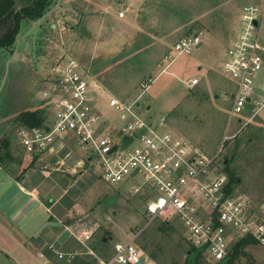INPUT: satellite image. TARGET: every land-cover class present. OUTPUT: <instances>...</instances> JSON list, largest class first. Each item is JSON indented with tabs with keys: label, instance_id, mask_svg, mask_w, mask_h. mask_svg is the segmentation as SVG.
I'll return each instance as SVG.
<instances>
[{
	"label": "rangeland",
	"instance_id": "1",
	"mask_svg": "<svg viewBox=\"0 0 264 264\" xmlns=\"http://www.w3.org/2000/svg\"><path fill=\"white\" fill-rule=\"evenodd\" d=\"M30 1L17 0L16 7ZM140 1L132 7L129 0H53L40 21L21 25L15 61H10L15 46L12 51H0V142L7 139L13 158L26 166L18 178L25 175L30 184L38 185L37 195L45 202L50 200L54 213L65 215L70 232L73 256L59 259L56 253L61 247L51 239L42 255L46 264H99L110 258L116 241H134L141 250L139 264H187L186 250L192 247L177 221L165 222L174 231L164 233L159 230L163 221L142 215L148 197L130 191L131 185L145 188L140 177L106 184L85 160L88 151L71 143L34 160L19 147L15 119L28 110L42 111L46 119L48 111L40 92L56 60L70 58L113 97L136 100L142 118L155 124L163 118L162 132L206 155H217L218 169L224 174L227 165L238 178L237 190L256 201L264 200V118L247 125H243L246 117L240 123L231 118L235 83L221 70L227 48L239 30L242 8L256 6L264 12V0ZM119 12L124 13L122 18ZM259 24L264 47L261 13ZM189 36H199L200 46L175 59L173 45ZM193 79L198 82L191 87ZM18 165L10 166L16 175L21 169ZM2 178L3 170L0 184ZM8 183L0 186L1 203H8L13 195L22 201L25 196L15 187L9 190ZM16 205L11 201L9 211ZM20 207L14 216L26 212ZM23 217L19 227L26 236L46 218L37 211ZM83 229L91 231L90 240L75 239ZM35 246L16 229L7 232L0 228V249L7 255L0 254V264H43L33 251ZM244 251L246 256L235 264H262L258 246L248 245Z\"/></svg>",
	"mask_w": 264,
	"mask_h": 264
},
{
	"label": "built area",
	"instance_id": "2",
	"mask_svg": "<svg viewBox=\"0 0 264 264\" xmlns=\"http://www.w3.org/2000/svg\"><path fill=\"white\" fill-rule=\"evenodd\" d=\"M260 13L262 20L264 12L256 6L242 8L239 30L221 63L222 72L235 83L230 116L237 123L246 117L243 125L264 118ZM123 16L118 13L119 18ZM200 44L199 36L179 39L173 45L174 58L190 54ZM47 78L40 93L49 118L40 127L20 126L16 132V141L26 155L37 157L72 143L88 151L85 160L104 183H126L140 177L145 188L131 185L130 191L148 197L142 215L150 220L177 221L191 246L201 250L208 262L224 261L233 244L249 238L260 248L264 264V200L256 201L236 188L229 190L225 174L217 167V155H206L162 132L163 118L156 124L142 118L136 100L113 97L70 58L56 60ZM197 82L193 79L190 86ZM105 107L109 108L106 116ZM91 235L83 229L75 239L86 241ZM56 255L59 259L73 256ZM140 260L141 250L134 241H116L110 258L98 263L139 264Z\"/></svg>",
	"mask_w": 264,
	"mask_h": 264
},
{
	"label": "trees",
	"instance_id": "3",
	"mask_svg": "<svg viewBox=\"0 0 264 264\" xmlns=\"http://www.w3.org/2000/svg\"><path fill=\"white\" fill-rule=\"evenodd\" d=\"M53 0H31L28 5L17 8V0H0V51H12L15 46V41L19 35L21 25L24 22L40 21ZM103 85V84H102ZM104 86V85H103ZM45 121V116L42 111H23L20 112L15 124L17 127H40ZM37 157H33V160ZM17 163L9 148V141L3 139L0 142V167L9 173L12 171L11 165ZM224 174L227 176V188L233 190L239 185L238 178L235 177L234 172L226 165L224 167ZM159 230L162 232H172L174 229L165 222H162ZM255 241L251 239H241L232 245L230 253L224 261L216 264H235L241 256H246L244 249L248 245H255ZM143 251L147 252L146 249ZM188 254L187 264H208L205 262L201 250L190 247L186 250Z\"/></svg>",
	"mask_w": 264,
	"mask_h": 264
},
{
	"label": "crops",
	"instance_id": "4",
	"mask_svg": "<svg viewBox=\"0 0 264 264\" xmlns=\"http://www.w3.org/2000/svg\"><path fill=\"white\" fill-rule=\"evenodd\" d=\"M131 2V6H136V4H138L139 2H141L140 0H129ZM71 1L68 2H58L57 5L59 6H64L65 4H69ZM126 2V0H125ZM119 3H121V1H119ZM131 6H127V7H131ZM72 144V143H71ZM21 165V169L19 171V173L16 175L15 171H13L14 173H9L7 171H5L4 169H2L0 167V172L1 170L4 171V176L5 178H2V183L0 184V186L4 185L7 182L13 181L11 184L8 183L7 187H9V190L12 189L13 187L17 188V190L19 191V193L23 196H25L24 198H22V201H19V197H15V195L9 197L8 199V203L7 201H5L4 204L1 203L0 200V228L6 230L8 232L9 229L14 228L17 231H19L21 233V235L23 236V238H25L26 240H33V243L36 244V246L34 247L33 251H35L36 255L38 256V259L40 260L41 263L46 264L47 260L46 258L42 257V255L44 254V252H46V247L45 245L47 244V242L51 239L55 240L57 242L58 237L63 233V231H68L69 232V228L66 226L67 224H65V221L63 219V213L61 212H57L54 213L52 209V207H50V200L46 201L44 200V198H41L37 195V190L36 188L38 187V185H34V183H29L26 180V176L22 175L20 178H18L19 174L22 172L23 168H25L26 166H22ZM18 165V166H20ZM15 174V175H14ZM7 178V179H6ZM10 180V181H8ZM11 187V188H10ZM4 200V198H2V201ZM11 201H13V203H17L15 209L14 207L12 208V211H9L10 206H11ZM25 208L26 212L23 211H19V213L17 215H13V213L19 208V207ZM20 207V208H21ZM35 208V210H34ZM21 210V209H20ZM34 211L39 212V214L41 215H45L46 218H43L39 221V223L37 225H35V228L32 230L33 232L40 226H42L44 223L46 222H54L53 218L56 219V223H59L60 226L59 227H46L42 232H40L38 235L36 233H29L28 236H26L25 234H23V230L19 227L20 225V221L24 218V214L27 215L29 213H33ZM42 212H44V214H42ZM58 213V214H57ZM13 215V216H12ZM39 227V228H40ZM38 231V230H37ZM68 238V239H67ZM65 239V241L63 243H58V245H60L59 247H61V249H58L57 253H62V254H69L72 253L71 252V247H69L70 245V232H69V236ZM69 241V242H68ZM112 250V248H111ZM0 254L5 255V257L7 256L5 253L2 252V249H0Z\"/></svg>",
	"mask_w": 264,
	"mask_h": 264
},
{
	"label": "water",
	"instance_id": "5",
	"mask_svg": "<svg viewBox=\"0 0 264 264\" xmlns=\"http://www.w3.org/2000/svg\"><path fill=\"white\" fill-rule=\"evenodd\" d=\"M18 43H19V40L17 39L16 40V45H15V50H14V52H13V54H12V57H11V60L10 61H15L17 58H18V53L16 52V49H17V45H18ZM9 61V62H10ZM9 62H8V65H9ZM7 65V66H8ZM6 75H7V71H6V73H5V75L3 76V80H2V82H4V80H5V78H6ZM60 226V224L59 223H56V222H46V223H44L40 228H39V230L37 231V235L40 233V232H42L46 227H59ZM69 236V232L68 231H63V233L58 237V239H57V242L58 243H63L64 241H65V239L67 238Z\"/></svg>",
	"mask_w": 264,
	"mask_h": 264
}]
</instances>
